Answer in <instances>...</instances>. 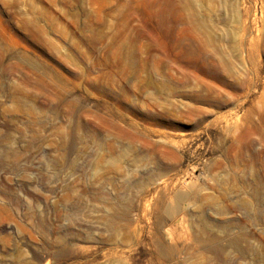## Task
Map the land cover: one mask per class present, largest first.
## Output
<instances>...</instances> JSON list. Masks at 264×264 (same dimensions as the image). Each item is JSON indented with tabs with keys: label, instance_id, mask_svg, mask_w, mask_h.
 I'll use <instances>...</instances> for the list:
<instances>
[{
	"label": "rangeland",
	"instance_id": "1",
	"mask_svg": "<svg viewBox=\"0 0 264 264\" xmlns=\"http://www.w3.org/2000/svg\"><path fill=\"white\" fill-rule=\"evenodd\" d=\"M0 264H264V0H0Z\"/></svg>",
	"mask_w": 264,
	"mask_h": 264
}]
</instances>
